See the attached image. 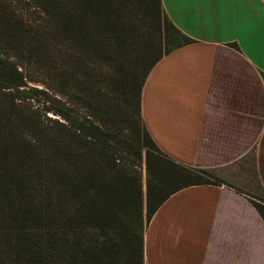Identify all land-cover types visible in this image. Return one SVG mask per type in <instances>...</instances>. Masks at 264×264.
<instances>
[{"label": "trees", "instance_id": "obj_1", "mask_svg": "<svg viewBox=\"0 0 264 264\" xmlns=\"http://www.w3.org/2000/svg\"><path fill=\"white\" fill-rule=\"evenodd\" d=\"M25 2L34 23L0 0V264H146L157 208L182 188L224 182L168 156L142 117L153 66L194 40L162 0ZM40 60L67 99L31 85ZM104 71L117 78L115 109L98 98ZM32 91L50 98L43 110Z\"/></svg>", "mask_w": 264, "mask_h": 264}, {"label": "crops", "instance_id": "obj_2", "mask_svg": "<svg viewBox=\"0 0 264 264\" xmlns=\"http://www.w3.org/2000/svg\"><path fill=\"white\" fill-rule=\"evenodd\" d=\"M162 5L194 41L149 72L146 127L172 159L237 178L171 194L146 226L145 262L264 264V218L254 202L264 197V0Z\"/></svg>", "mask_w": 264, "mask_h": 264}, {"label": "rangeland", "instance_id": "obj_3", "mask_svg": "<svg viewBox=\"0 0 264 264\" xmlns=\"http://www.w3.org/2000/svg\"><path fill=\"white\" fill-rule=\"evenodd\" d=\"M4 2L7 4V9L9 11H14V16L21 19L24 23L32 21L34 23V20L39 18V12L34 6H28L26 4L25 0H4ZM42 60L36 62V65H34V68L30 69V73L36 77V81H32L31 85L38 88L39 91L47 90L50 95L57 96L58 98L67 99L69 94H62L59 92V89L61 88V82L58 78V75H54L53 73H50L48 64L41 63ZM104 69V68H103ZM105 74H107L105 76ZM103 75L105 76L104 81H106V92L104 91V86L101 85V92L98 91V98L101 97L102 101L105 99L109 103V109H115L119 102V86L117 84V78L112 79L113 77L111 74L107 73V71L103 72ZM102 75V76H103ZM99 79V78H98ZM119 80V79H118ZM68 91V90H67ZM35 96L33 98H29L28 100L34 105V107H38V109L43 110V107L49 104L50 99L48 96L43 95L41 92L38 91H32ZM68 93V92H67ZM64 96V97H61ZM51 115V113H48ZM111 116V114H109ZM252 162L250 159L245 161V169L246 171L251 170ZM218 176L221 178V180H235L237 177L233 175H228V173H225V170H219L217 171ZM254 178V176H247ZM255 179V178H254ZM144 181V191L146 193V180L145 176H143ZM258 197L264 198L261 194L255 195ZM146 228V224H145Z\"/></svg>", "mask_w": 264, "mask_h": 264}]
</instances>
